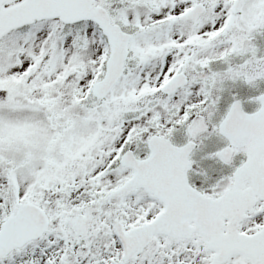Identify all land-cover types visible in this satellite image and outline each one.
<instances>
[{
    "label": "snow or ice",
    "instance_id": "1",
    "mask_svg": "<svg viewBox=\"0 0 264 264\" xmlns=\"http://www.w3.org/2000/svg\"><path fill=\"white\" fill-rule=\"evenodd\" d=\"M0 264H264V0H0Z\"/></svg>",
    "mask_w": 264,
    "mask_h": 264
}]
</instances>
